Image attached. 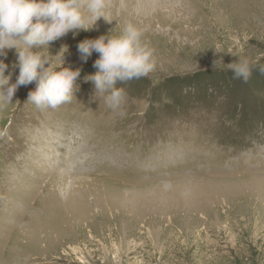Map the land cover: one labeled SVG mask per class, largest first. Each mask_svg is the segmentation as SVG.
Segmentation results:
<instances>
[{"label": "rangeland", "instance_id": "obj_1", "mask_svg": "<svg viewBox=\"0 0 264 264\" xmlns=\"http://www.w3.org/2000/svg\"><path fill=\"white\" fill-rule=\"evenodd\" d=\"M106 14L43 50L80 69L71 103L38 110L34 82L0 112V264H264V74L229 67L264 66V0H112ZM129 22L157 69L117 85L121 116L86 80L99 53L84 62L78 44Z\"/></svg>", "mask_w": 264, "mask_h": 264}, {"label": "clouds", "instance_id": "obj_2", "mask_svg": "<svg viewBox=\"0 0 264 264\" xmlns=\"http://www.w3.org/2000/svg\"><path fill=\"white\" fill-rule=\"evenodd\" d=\"M112 0H0V56L6 50L15 49L19 68L15 83L12 73L5 75L8 65L0 60V112L13 103L20 86L35 82L36 88L28 94L38 110L44 111L71 103L79 85L76 83L80 69L64 67L63 55L60 70L49 65L50 44L69 32L90 30L103 18L111 23L106 14ZM91 25V26H89ZM144 30L131 22L119 36H100L78 44L81 59L87 62L93 51L99 53L94 62L95 74L86 80L94 84L95 92L104 97L105 104L119 115H126L123 105L127 102L125 88L132 80L148 77L157 69L155 49L144 41ZM65 51H67L66 47ZM49 53V51H48ZM233 79L247 83L257 69L264 74V66L258 61L241 59L229 64ZM76 98V97H75ZM9 136L8 128L0 130V139Z\"/></svg>", "mask_w": 264, "mask_h": 264}, {"label": "bare ground", "instance_id": "obj_3", "mask_svg": "<svg viewBox=\"0 0 264 264\" xmlns=\"http://www.w3.org/2000/svg\"><path fill=\"white\" fill-rule=\"evenodd\" d=\"M61 173H63V174H69L70 171H69V170H66V168H63V169L61 170Z\"/></svg>", "mask_w": 264, "mask_h": 264}]
</instances>
